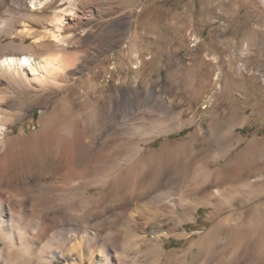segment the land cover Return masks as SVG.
Returning <instances> with one entry per match:
<instances>
[{
  "label": "bare ground",
  "instance_id": "6f19581e",
  "mask_svg": "<svg viewBox=\"0 0 264 264\" xmlns=\"http://www.w3.org/2000/svg\"><path fill=\"white\" fill-rule=\"evenodd\" d=\"M77 2L0 0V264H220L222 257L264 264V205L251 207L247 195L264 192V165L250 153L224 163L218 151L191 159L200 123L189 140L148 149L185 126L153 87L121 92L125 102L112 112L103 89L78 101L58 93L76 57L65 54L64 33L81 18ZM34 21L43 28L33 29ZM22 87L44 101L38 127L11 135L30 101L6 94ZM243 171L253 177L238 183ZM61 173L66 187L52 180ZM202 206L214 209L204 235L182 253L166 249L170 228L194 220Z\"/></svg>",
  "mask_w": 264,
  "mask_h": 264
},
{
  "label": "rangeland",
  "instance_id": "374dc122",
  "mask_svg": "<svg viewBox=\"0 0 264 264\" xmlns=\"http://www.w3.org/2000/svg\"><path fill=\"white\" fill-rule=\"evenodd\" d=\"M77 3L81 18L64 33L65 54L76 57L66 73L70 80L63 89H57L59 94L68 92L71 101H78L86 93L94 96L95 90L103 89L112 96V102L107 104L112 112L125 102L121 92L153 87L172 101L174 111L181 112L175 117L185 126L157 137L146 146L148 149L159 147L164 141L189 140L200 123L202 134L195 141L191 159L218 151L224 163L237 153L248 152L255 159L256 167L264 165V150L260 152L264 146V5L261 0H78ZM50 11L46 8L43 13ZM30 24L33 29L43 28L37 21ZM8 40L10 37H2V42ZM246 43L250 54L244 56ZM19 90L16 93L8 89L6 97L16 102L26 99L30 104L22 119H16L11 126V135L22 125L27 133L38 127L40 105L44 101L35 98L31 89ZM142 117L129 122H142ZM215 127L217 137L211 135ZM253 174L243 171L237 182ZM63 175L52 180L66 187ZM46 191L44 188L43 192ZM247 195L251 207L264 205V192H247ZM65 201L66 197L61 196L58 203L63 205ZM213 213V207H200L194 212V220L170 228L174 235H185L162 238L164 247L181 253L188 249L190 242L203 236L214 222L208 219ZM195 251H190L189 256ZM219 260L220 264H229L227 257Z\"/></svg>",
  "mask_w": 264,
  "mask_h": 264
}]
</instances>
